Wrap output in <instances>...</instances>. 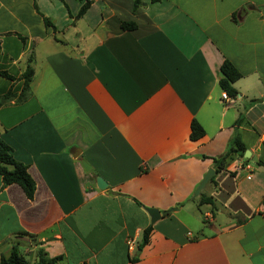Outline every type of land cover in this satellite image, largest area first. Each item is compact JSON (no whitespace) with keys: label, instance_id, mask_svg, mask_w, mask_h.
<instances>
[{"label":"crops","instance_id":"0c3cea01","mask_svg":"<svg viewBox=\"0 0 264 264\" xmlns=\"http://www.w3.org/2000/svg\"><path fill=\"white\" fill-rule=\"evenodd\" d=\"M83 1L0 0V95L12 93L0 138L34 180L27 198L0 179V255L15 244L54 264H264V0H89L77 16ZM223 59L240 72L229 100ZM233 135L256 159L216 169ZM144 206L167 212L150 222Z\"/></svg>","mask_w":264,"mask_h":264},{"label":"trees","instance_id":"16d2710c","mask_svg":"<svg viewBox=\"0 0 264 264\" xmlns=\"http://www.w3.org/2000/svg\"><path fill=\"white\" fill-rule=\"evenodd\" d=\"M155 1V0H150ZM89 0H84L81 4L79 10L76 15L79 16L84 9L87 7ZM141 3V0H133V8H135L138 4ZM44 21L47 23L48 19L44 18ZM121 26L123 28H131L134 24L130 21H122ZM0 74L4 75L8 78H11L9 74L5 71L0 70ZM32 76V69L29 64L26 65L22 72V87L20 92L16 95V99L20 100L24 98L27 94L28 82ZM240 76V72L236 69V67L227 59H223L219 66V76H218V86L220 89L224 90L227 95L230 97H235L236 89L232 85V82ZM12 96V93L8 89L5 93L0 95V104L7 101ZM263 96H264V82H263ZM241 120L240 115L236 117L234 120L235 123ZM189 137L191 139L198 138L203 134V129L201 125L195 120L191 119L190 124ZM245 149V145L242 143L240 138L237 135H233L225 149L212 157V161L216 167V169H220L224 167V163L227 159H230L233 155L242 156ZM248 159V158H245ZM256 163L258 165H264V147L261 145V152L257 158ZM0 179L1 185L5 186L9 183H17L23 190L24 195L27 198H31L34 192V180L29 175L26 170V165L17 159H15L10 151V146L6 144L0 138ZM202 200H206L211 202L210 197H201ZM151 230V226L148 225L144 227L141 231L139 239L136 241V247L141 248L143 244H145L148 240V234ZM60 257V255L48 257L42 251V249H37V256L34 260L27 259L23 252H21L17 245L13 244L8 253L6 255H0V264H54L55 261ZM137 256H133L134 260Z\"/></svg>","mask_w":264,"mask_h":264},{"label":"water","instance_id":"95a60500","mask_svg":"<svg viewBox=\"0 0 264 264\" xmlns=\"http://www.w3.org/2000/svg\"><path fill=\"white\" fill-rule=\"evenodd\" d=\"M77 152L78 151H75L73 153V155H77L78 154ZM243 155L245 157H249L250 156V158L252 160H255L256 159L255 156L250 155V151L248 149H244ZM80 163H81L83 169L87 170L89 168V165L84 161V159H80ZM212 172H213V170L211 168H208L204 172V174L202 175L200 181L198 182V184L194 188V191L193 192L195 194L198 193V191L201 189V187L204 185V183L210 177V175H211ZM95 183H96V186L99 187V188H104L105 185H106V182L104 181V179L101 176H99V175H96L95 176ZM144 209L146 210V212L149 215L150 222H153L155 219L159 218L160 215L165 214L167 212V210H159V209H157L155 207H151V206H144Z\"/></svg>","mask_w":264,"mask_h":264},{"label":"built area","instance_id":"2783aa9c","mask_svg":"<svg viewBox=\"0 0 264 264\" xmlns=\"http://www.w3.org/2000/svg\"><path fill=\"white\" fill-rule=\"evenodd\" d=\"M220 95L224 99H228L229 100V99L232 98L229 95H227L224 90L221 91ZM126 243H127L128 248H131L133 246V244H134V240L132 238H127L126 239Z\"/></svg>","mask_w":264,"mask_h":264},{"label":"rangeland","instance_id":"374dc122","mask_svg":"<svg viewBox=\"0 0 264 264\" xmlns=\"http://www.w3.org/2000/svg\"><path fill=\"white\" fill-rule=\"evenodd\" d=\"M34 242V240L33 239H31V243H33ZM18 248H19V250L21 251V252H23V249L25 248L23 245H19L18 246ZM34 251V253L36 254L37 253V250H33ZM23 254H24V256L28 259L29 258V256L30 255H28L27 253H24L23 252ZM32 260V259H31Z\"/></svg>","mask_w":264,"mask_h":264}]
</instances>
